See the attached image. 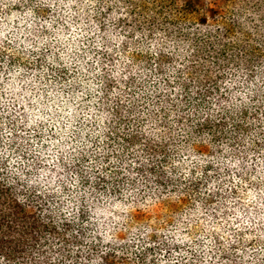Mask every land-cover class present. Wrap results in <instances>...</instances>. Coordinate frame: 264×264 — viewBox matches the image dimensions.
Listing matches in <instances>:
<instances>
[{
	"label": "trees",
	"instance_id": "1",
	"mask_svg": "<svg viewBox=\"0 0 264 264\" xmlns=\"http://www.w3.org/2000/svg\"><path fill=\"white\" fill-rule=\"evenodd\" d=\"M153 1L160 14L187 18L199 9L189 1ZM81 8L49 10L59 29L50 34L38 31L39 15H25L26 0H0V41L7 36L13 48L33 44L48 53L78 46V59L97 57L88 47L97 43L101 9ZM213 13L191 23L190 53L198 58L186 57L192 75L185 77L175 66L150 68L161 53H138L133 59L148 67L117 77L100 70L62 89L71 70L46 76L39 55H11L0 43V264H264V197L258 187L255 199L241 196L226 167L241 151L258 159L264 143V51L246 26L264 30V0H231ZM61 17H70L71 27ZM79 23L78 38L72 30ZM159 76L160 85L138 88ZM38 95L56 120L40 133L25 120L35 115ZM67 125L74 139L44 142L56 141ZM90 152L122 165L85 182L80 169H87ZM184 157L209 161L196 168L203 178H185L192 173ZM69 175L77 182L74 196L65 190Z\"/></svg>",
	"mask_w": 264,
	"mask_h": 264
},
{
	"label": "snow or ice",
	"instance_id": "2",
	"mask_svg": "<svg viewBox=\"0 0 264 264\" xmlns=\"http://www.w3.org/2000/svg\"><path fill=\"white\" fill-rule=\"evenodd\" d=\"M13 3H15V0H13ZM81 3L84 7L92 8V7H99V0H81ZM81 3H78L77 0H67V3H65V0H26V4L28 7V11L25 13L26 16L35 18L36 15H39L41 17L39 22L38 31L47 29L49 33L58 32L59 29L54 28L53 26L57 24V17L52 16L51 20L49 22L48 13L49 10L52 12H56L57 8L60 9H68L71 10V7H76L78 9H81ZM7 7V5H5ZM62 24L68 25L69 24V18L61 17ZM73 33H75L76 29L72 30ZM101 39L97 41L96 44L91 45V47H88V51H92L93 48L95 49H102L104 48L106 42H111L112 47H107L106 51L111 53L113 52V49L120 47V42L123 41L124 49H126L128 52H134V51H140L139 48L136 47V45H139L141 41H144V51H151V50H157L159 48V45L153 41L151 44V47L149 46V43L147 42L144 35L141 33L137 36L132 37L131 41H129L124 36L120 35L119 32L110 30L107 34L99 32V30H96ZM81 36H83V33H80ZM75 35H72V39L75 40ZM67 39V37H65ZM0 43H4L7 45V47L4 48V51L9 52L11 55H16L19 53V55L28 56V52L25 50H32V58L39 55L40 59L44 61V64L41 66V71L46 75H55L56 72H59L61 75H64L65 71L71 70L72 79L66 80L63 88L71 89L74 85L79 86L85 81H87L88 76L92 75L93 73H98L100 71V68H107L108 66L105 65L102 61L96 62L94 60V57L96 55L95 52L91 56H83L81 58H77L79 54V48L78 46L73 48L69 47L65 50H56L54 49L52 53H48L47 47H43V51L40 50L39 47L33 48V44H26L24 45V50L19 49V47L13 48L11 45V42L8 41L7 36L4 37V41H0ZM40 44L43 46L45 44L44 41H40ZM87 47V46H86ZM68 53V54H66ZM101 55H103V51H101ZM3 52H0V58H2ZM45 56H47V59L45 60ZM120 61H123L125 64H130L131 61L124 58L123 55H120L119 57ZM29 63H31V58L29 59ZM111 63V61H110ZM114 68H116V71H111L109 69V74L113 77H117L120 75V71L122 69L119 67V63L113 65ZM64 71H61V70ZM21 71H23L21 69ZM19 74V73H17ZM83 77V79H79L78 77ZM51 83V81H49ZM61 87V86H57ZM51 95V93H49ZM83 95V93H81ZM39 101V103H37ZM37 101H33V113L35 115L29 114L25 120H26V127L31 129L33 132L40 133V132H46L48 128H51L53 124L56 123V120L52 119V109L49 108L46 104L43 103V97L37 96ZM59 111V109H57ZM51 113V115H50ZM57 120L63 121L64 116L61 115L57 117ZM71 126L67 125L64 128L60 129V132H64L65 134L63 136L60 135V132H57L58 139L56 141H48L45 140V143H51L54 146L60 144L61 141H66L68 139H74L72 131L70 130ZM69 148L71 151L75 152L74 148H71V145H69ZM89 148L91 146L89 145ZM62 150V149H61ZM224 152H230V150L227 147H224ZM51 151V149H49ZM95 149H92V152H95ZM191 151V150H190ZM82 154V153H81ZM258 159L254 157H250L247 155L246 152H239L238 158H233L231 155L229 156V163L226 164V167L230 169V175L232 176L233 180H235V183L233 184L232 181H229V184L233 188H236L239 186L241 191V196H246L248 200L255 199L254 196H252V191L259 188L262 197H264V143L261 144V151L257 152ZM184 160L191 165L190 172L192 174H187L185 178L191 182L194 179H201L204 177V174L196 171V168L198 164L203 163H209V161L204 160H198L197 164H192L191 161H188L187 157H184ZM192 160H197L196 156H192ZM52 161H48V163H51ZM223 163V161H221ZM113 165L115 166H121L122 161L119 159L113 160L112 162H107V158L103 156V154H100L95 159L91 158V152L89 154L88 159V167L87 169H80L82 179L86 182L89 179V174L91 177H96L98 175H102L101 169L109 170ZM75 171V170H74ZM216 171H221L220 169H217ZM206 174V169H205ZM68 179L72 181V183L68 184V187L65 189L69 192L70 196L75 195V188L77 187L76 178L74 176L69 175ZM207 179H214V177L211 174H207ZM67 183V182H65ZM241 196H237L236 199H241ZM264 207V206H262ZM236 228H239V224L233 225ZM217 232L221 231V227H217ZM227 235V233H225ZM202 239V238H201Z\"/></svg>",
	"mask_w": 264,
	"mask_h": 264
},
{
	"label": "rangeland",
	"instance_id": "3",
	"mask_svg": "<svg viewBox=\"0 0 264 264\" xmlns=\"http://www.w3.org/2000/svg\"><path fill=\"white\" fill-rule=\"evenodd\" d=\"M186 1L192 2L199 8L197 12H188L189 17L187 16V18L168 11L160 14L158 12V7L153 0H99L101 13L96 16L97 24L99 25L96 30L98 29L99 32L105 34L110 30H114L119 32L120 35L124 36L129 41H131L132 37L142 33L150 47L153 41L159 45L157 50L144 51V41H141L139 45H136L140 51L130 53L124 49L123 41H121L120 47L113 49V52L109 53L106 51V48L112 47V44L111 42H106L104 48L97 49L99 55L94 57L96 62L102 61L108 66L107 68L101 67L100 70L106 74L109 73V69H111V71L115 69L116 71V68H114L113 65L119 63V67L122 69L120 72H125L127 74L130 70L137 68L139 64L148 67V62H138L133 59L138 53H140L141 56L150 54L154 55V57H157L158 54L161 53L162 58L160 61L157 63L155 62L154 64L152 63V65L149 66L150 68L157 64L160 66L161 63L170 68H173L174 66L177 67L179 72H181L180 75L183 77L192 75V70L189 69V59L185 61L188 56L191 60H196L198 58L197 52L190 53L191 48L196 45V40L193 39L195 30L191 26V23L196 24L194 21H198L199 18H202L204 15L214 14L213 10L215 9L221 11L231 0H176L179 4ZM92 9L97 11V7H92ZM93 14L94 12L92 11V15ZM84 20H86V18ZM187 23L189 24V27ZM82 26V23L78 24V38L81 36L80 33L82 32ZM246 26L247 29L250 30L252 38H254L253 44L260 46L264 51V37L261 35V33H264V30L262 29L261 33H259L253 29L251 24H246ZM180 27L186 28L185 33L182 32L183 28L180 30ZM94 36L97 37V41L101 39L97 31ZM200 38H202V40L205 39L203 34L200 35ZM231 40L233 42L235 36L232 37ZM200 42L203 43L204 41ZM101 51H103V55H101ZM120 55H123L125 59L130 60L131 63L125 64L123 61H120ZM218 70V68L215 69L216 72ZM170 71L171 70L169 69L166 73L167 77L171 74ZM161 81L162 79L159 76L145 85H140L138 88L143 87L146 89H152L153 85H160Z\"/></svg>",
	"mask_w": 264,
	"mask_h": 264
},
{
	"label": "clouds",
	"instance_id": "4",
	"mask_svg": "<svg viewBox=\"0 0 264 264\" xmlns=\"http://www.w3.org/2000/svg\"><path fill=\"white\" fill-rule=\"evenodd\" d=\"M80 11L82 12L83 11V8H81ZM71 15H76V13H72ZM69 20H70V17H69ZM24 83H27V81H24Z\"/></svg>",
	"mask_w": 264,
	"mask_h": 264
}]
</instances>
